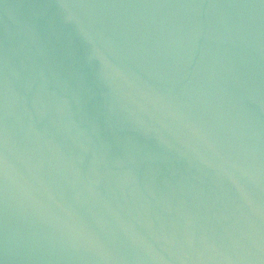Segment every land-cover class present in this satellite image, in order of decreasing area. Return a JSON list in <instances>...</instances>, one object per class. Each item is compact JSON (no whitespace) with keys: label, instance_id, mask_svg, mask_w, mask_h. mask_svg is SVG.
I'll return each instance as SVG.
<instances>
[{"label":"water","instance_id":"obj_1","mask_svg":"<svg viewBox=\"0 0 264 264\" xmlns=\"http://www.w3.org/2000/svg\"><path fill=\"white\" fill-rule=\"evenodd\" d=\"M0 264H264V0H0Z\"/></svg>","mask_w":264,"mask_h":264}]
</instances>
